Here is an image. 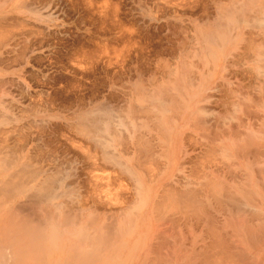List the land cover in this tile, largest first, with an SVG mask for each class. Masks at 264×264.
<instances>
[{"label":"rangeland","instance_id":"obj_1","mask_svg":"<svg viewBox=\"0 0 264 264\" xmlns=\"http://www.w3.org/2000/svg\"><path fill=\"white\" fill-rule=\"evenodd\" d=\"M260 1L12 0L13 4L24 3L26 9H19L26 11L14 10L12 14L0 15L9 19L7 28L0 31V146L6 154L22 157L24 163L28 161L30 164L32 160V169L40 168L47 174H55L57 170L58 174L62 172L57 183V197L62 195L59 207L44 208L51 221L70 232L76 224L90 225L94 231L111 223L116 228L123 227L122 217L138 218L131 227L134 233L127 237L128 247L120 255L123 264H143L144 261L154 264V248L160 242L167 247L161 254L175 253L167 264H201L192 256L203 251L209 252L210 256L214 254L211 246L216 240L209 235L211 225L222 229L231 244L235 240L232 235L235 227L239 228V234L247 236L246 225L242 224L244 220H247L245 224L249 222L257 228L255 224L264 218L261 191L264 187L256 190L261 192L260 198L259 193L250 205L242 200L235 217H230L228 212L218 211L209 186L202 184L208 180H201L200 175L215 181L218 177L224 178V188L233 192L237 189L228 182L232 177L231 169L239 182L247 178L245 187L250 185L252 191L254 181H258V186L264 185V174H261L264 170H260L264 169V62L255 66L251 63L255 54L249 52L251 44L264 43V28L260 27L258 31L253 28L254 17H258V12L264 13V0ZM240 5L244 6L243 9L249 7V10L245 9V17L237 11L241 10ZM252 11L256 15L248 18ZM220 15L225 17L222 23L216 22ZM231 15L240 17L239 25L227 24ZM247 18L253 22L252 30ZM218 24L228 25L232 37L234 32L240 34L237 31L240 29L243 41L228 49L218 68L215 64L217 70L212 73L215 75L202 78L198 72L208 74L214 66L202 61L201 56L207 47L203 41L200 57L188 61L196 68L188 66V70L196 75L195 82L198 78L199 83L203 80L201 89L194 91L187 86L182 95L169 90L163 95L167 103L166 123L147 119L144 111L148 106L140 104L137 96L148 92L160 98L161 92L155 88L169 77L174 78L169 72L176 67L182 53L200 47L196 40L198 28L204 32L213 25L210 28L213 34L227 33ZM224 66L227 68L223 73ZM186 91H191L193 96L188 108L174 113L170 105L171 94L177 93L181 99ZM207 97L210 101L203 105L202 101ZM201 105L205 108L198 120L187 115V125L180 121L185 112L189 114L192 108L197 110ZM97 117L110 119V125L113 123V129L110 127L111 132L107 135L112 137L114 134L116 143L110 137L113 142L110 150L121 164L128 167V171L106 159L101 140L106 135L86 136L83 125ZM84 120L87 124H81ZM159 123L172 128L169 140L159 132ZM253 136L261 146L256 141L250 142ZM108 137L103 141H109ZM137 137L151 142L148 148L142 146L146 153L142 152L141 146L138 149L141 152L137 150ZM248 143L250 147H247ZM225 148L228 153L223 151ZM164 152L168 160L163 156ZM256 159L261 164L255 167L257 174L255 170L250 171L254 168L252 163H257ZM169 162L174 167L170 165V175L162 177ZM179 163H184V168ZM138 183L143 186V194H140L141 185ZM169 189H192L193 194L195 190L197 197L204 200L202 206H206V214L199 212L194 216L178 204L167 203L170 198L165 199L164 195ZM20 202L16 207L20 205L18 208H23L24 214L39 218V212L28 205V200L25 204L26 201ZM159 203L163 205L157 213L155 208ZM259 210L262 216L252 220V215ZM233 217L244 229L240 223L239 226L232 223L235 221ZM93 219L95 223L91 225ZM173 220L178 222L173 224ZM8 227L4 220L0 223L1 240L6 238ZM179 240L183 245L177 248ZM229 242L226 244L230 245ZM241 244L243 246L234 242L233 245L237 247L234 246L235 249L238 246L244 251L249 249L246 242ZM229 251H232L231 247ZM186 253L188 257L182 260ZM54 257L55 261L70 263L67 243Z\"/></svg>","mask_w":264,"mask_h":264},{"label":"bare ground","instance_id":"obj_2","mask_svg":"<svg viewBox=\"0 0 264 264\" xmlns=\"http://www.w3.org/2000/svg\"><path fill=\"white\" fill-rule=\"evenodd\" d=\"M250 1L252 2V0H250ZM260 2H262V0ZM242 5H244V4H242ZM242 5H240V6H242ZM20 7L22 9H26L24 3H14L13 4L12 0H0V15H2V14L9 15L10 13L12 14V12L14 10L26 11V10L19 9ZM227 7H229V5H227ZM230 8H231V5H230ZM243 8H244V6L241 7V10H240V8L237 10L239 12V14H243V15H241V17H245L247 14L245 12L246 8L245 9H243ZM262 10H263V8H262ZM237 11H236V13H237V15H239ZM258 11H260V10H258ZM230 12H231V10H230ZM254 12H256V9ZM252 13H253V11H252ZM252 13H251V15L249 13V15L251 17H249V15H247L248 18H252V16L256 15V14L254 15V13L252 15ZM231 14H232V12H231ZM258 14L259 15H256L258 17L257 18L254 17V20H253V22H254L253 28L256 27L257 31L259 30L258 28H260V27L264 28V13L258 12ZM3 16H4V18L0 17V31H2L1 30L2 28L4 29V27L8 26L7 20H9V19H7L8 17L5 15H3ZM9 18H11V17H9ZM239 18L240 17H238V16H236V18H235L231 15L230 18H227L228 19L227 24L233 23L235 25V23H236V25H237V23L240 21ZM224 19H225V17L222 18L221 15L217 16L216 22L218 21V23H222L223 22L222 20H224ZM244 19H246V18H244ZM249 20L251 21V19H248V21ZM243 21L240 22L241 25L243 24L242 26H244V23H242ZM250 21L248 22V24L250 23L249 26H250V29L252 30L251 24H253V22H250ZM8 24L10 25V23H8ZM218 25H220L221 27H224L223 29L226 30L227 33L216 32L215 34H213L212 31H210V28L213 25L210 28H208L209 27L208 26L207 27L208 29L207 30L205 29L206 31H204L205 33L202 31H201L202 32L201 33L200 27L198 28V36H197L196 40H197V45L200 47L199 48L196 47V48H194V50H192L190 52L182 53V55L179 57L178 61L176 62V67L174 69L172 68L171 72H169L170 73L169 75L170 76L173 75L174 78L171 79V77H169V79L166 82L159 84L155 88V89L159 90V92H161L160 98L157 99L156 95H153V93L151 95L148 92L141 93L140 95L137 96L138 102L140 104L148 106V108L144 111V114L146 115L147 119H151L155 122L158 121V122L166 123L167 118L165 117V114H166L167 103H166L163 95H164V93L168 92L169 90L170 91L175 90L177 93H180L182 95L183 88L184 87L186 88L187 86L188 87L191 86L190 88H192L194 91H197L199 88L201 89V85L204 84L203 80H201L202 83L201 82L199 83V78H198V80L195 82V79H193V78H195L196 75L194 76L193 73H191V71L188 70V66H190L188 61H189V59H191L193 61V59H194L193 57H196V58L200 57V55L202 54V51H203V46L201 47L203 41L207 45V47H206V49H204L203 54L201 56L202 61L208 66L210 64H213L214 65L213 66L214 71L212 70V67H211L212 71H209L208 74H204L201 71L198 72V74H197V72L196 73L194 72L199 77L202 76V78L203 77L210 78L211 75H215V74H212L213 72H215L217 70V69H214V68H216L215 64H217V68H218L220 65V62L222 60H225V58L227 56L226 52L228 51V49L231 47L233 48L236 44L243 41L242 36H241V31H239L240 29L237 30L238 32H240V34L239 33L234 34L235 33L234 32L233 37H232V35H231L232 31L228 29V27H227L228 25L227 26H224L222 24H218ZM238 25H239V23H238ZM245 25H247V24L245 23ZM10 26H12V24ZM249 26L247 25V27H249ZM201 27L203 28L205 26H201ZM230 27H233V26H230ZM236 28H238V27H236ZM261 32L263 33V30ZM1 35H2V33H1ZM4 38L6 40V37H4ZM2 40H4V39H2ZM0 45H2V44H0ZM249 52H254V54H255L254 60L251 61V63H253L255 66L261 65L262 62H264V43L261 45L251 44L249 47ZM234 55L235 54H232V57H234ZM190 63L193 64V62H190ZM262 65H264V63ZM190 67L192 69H194L192 65ZM226 68L227 67H225V66L223 67V69H222L223 73L226 71ZM196 71H198V68ZM180 78H183V79L178 81V79H180ZM221 78L224 79V76H222ZM263 78H264V76H263ZM139 86H140V84H139ZM153 86H154V83H153ZM140 88H141V86H140ZM140 88L137 87V89H140ZM142 88H144V86ZM140 90H143V89H140ZM177 93L171 94L172 101H171L170 105H171V108H173L174 113L176 111L180 110L181 108H188V104L190 103L191 99L193 98L191 91H186V93L184 94V96L181 99H179L178 96H180V95H177ZM173 95H177V96L174 97ZM161 96H162V98H161ZM208 100L210 101L209 97L205 98L204 101H202V104L205 102H208ZM176 103L179 104L180 107H177L178 105H176ZM203 108H205V107L202 105L198 106L197 110L192 108L191 111L189 112V114L187 112H185L183 114V116H181L182 120H180V121L181 122L184 121V125H187L188 120H185V119H187L186 118L187 115H189L190 119H193L194 121L198 120L204 113ZM101 112H103V111H101ZM178 113H179V111L177 112V114ZM106 114L108 115V113H106ZM103 117H104V114H103ZM103 117H100V119ZM96 119H93V121H91V122H89L87 120L88 124L86 123L85 120L83 122H81V124H84V122H85V124H87V125H83V128H85V130H86V136L90 137L92 134L98 135L97 137H99V135H106L103 137H105V139H107V136H109L108 138L110 139L111 134L110 135H107V134H109V132H111L110 127L112 126L113 123L111 122V125H110V121H109L110 119L107 120V119L103 118V121L100 120L99 118H98V121ZM162 123H159V127H157V128L159 129V132L162 134V136L165 139L169 140L170 139V132H171L170 130L172 128L170 126L164 127V124H162ZM1 124L2 123L0 121V125ZM167 125H169V122ZM113 126H115V125H113ZM111 129H113V127H111ZM134 130L138 131V128L134 127ZM112 132H113V130H112ZM113 135L111 138L113 139V142L115 144L116 138L114 139ZM254 137L255 136H253L250 139V142L254 143V141H256V140H253ZM105 139H101V140L103 142V146H102L104 149L103 154L106 156V159L112 160L115 164L121 166L125 171H128V167L125 164H121V161L119 159H117L113 155V153L111 152L110 147L112 148V146H113L112 145L113 142L111 141L112 139H110V140L108 139L109 141L106 140L104 142L103 140H105ZM136 142H137L136 144H138V145H136L137 150L141 149V147L144 145L147 148L149 146H151V145H149V143H151V142H148V140H146L142 137H137ZM256 143H258V142L256 141ZM258 145H260V144L258 143ZM250 146H251V144L248 143L247 147H250ZM151 148H153V147H151ZM245 149L246 148H244V150ZM142 150H143L142 152L146 153L144 148ZM138 151L141 152L140 150H138ZM223 151L228 153L226 148L223 149ZM167 152H166V155L170 158V156L168 155V154H170V152H168V153ZM150 153H151V150H150ZM183 154H185V153H183ZM11 156L9 154H6V151L4 152L3 147L0 146V223L4 220L7 224H9V227L5 231L6 238L3 240H1V238H0V264H63L62 260L55 261L54 256H56L58 254V252L61 250L62 245L64 243H67V249L70 253V259H69L70 263L69 264H123L121 262L120 255L123 252V250L127 249V247H128L127 237H129L130 235H132L134 233V230L131 229V227L136 224V223L134 224V222L138 218L136 219V218H132L130 216L122 217L121 218V224L123 225V227H120V228H116V226L113 223H111L107 227L99 226V228L92 231L90 225L84 226V225H77L76 224L73 231L68 232L67 230H62L58 223L51 221L49 219V214L44 209L45 207L46 208H55L58 205V201L61 200L62 195L58 196L60 199H58V197H57V192H58L57 191V187H58L57 183L59 184L58 175H60L62 172L58 174L57 171H59V170H57V171H54V172H56L55 174H52V173L47 174V173L42 171L43 169L42 170L40 168H38L37 170H35L36 168L32 169L33 167L30 166L32 163L31 162L32 160L30 161V159H29L30 164H28V161H26L24 163L22 161L23 158L18 157V155L13 156L11 154ZM150 156H151V154H150ZM163 156H165V152H164ZM167 156H165L166 159L168 158ZM262 156H264V154ZM14 157H18V158L16 159ZM171 158L169 160H171ZM259 158H260V156H259ZM19 159H21V160H19ZM257 160L258 159H256V161ZM175 162H177V161H175ZM253 163H252V167H254V168L252 169L250 167V169H252V170H250V169L249 170L250 171L255 170V172H256L255 167H257V165L261 166V164L258 163V161H257L258 164L254 163V165H255L254 166ZM183 164H181V165H183ZM32 165H34V164L32 163ZM167 165H168L167 166L168 168L165 169V171L162 174V177H166L167 175L169 176L171 173V169H170V165H172L171 162H169ZM179 165H180V163H179ZM262 166L264 167L263 164H262ZM145 167H147V166H145ZM171 167H174V165H172ZM164 168H165V166H164ZM183 168H184V165H183ZM260 170H264V169L262 168ZM250 171H248V172H250ZM263 172L264 171H262V173H261L262 175L264 174ZM218 173H220V172H218ZM218 173H217V175L221 177L222 176V175H220L221 173L220 174H218ZM230 173H231L232 177H231V179L228 180V182L232 185V187L234 189L235 188L237 189V192L236 191L233 192L229 188H224V178L221 180L218 177L215 181L212 178L210 179L206 175L205 176L207 177V179L204 178L205 176H203V178H202L200 173H198V175H200L201 180L202 179L208 180V182H206V181L204 183H202L201 181L200 182L203 185L205 183H207L206 186H209L208 189H210V192L213 193L212 196L215 197L214 199L217 202L218 211L228 212L230 217H232V216L235 217L236 211L239 210L240 206L242 205L241 204L242 200H246L248 202V204L250 205L252 203V201L258 197L259 193H260V195H259V198H260L261 192H258L259 191L258 189H261L264 187V185H263L264 182L262 181L263 178H261L260 181H261V183L263 182V184H262L263 186L261 187V186L257 185L258 181L257 182L254 181L252 183V185H253L252 186L253 191H252L250 185L247 186L250 188L245 187L246 183H248V182H246L247 178L244 181L242 179L243 182H239V180H237L236 177L233 176V173H234L233 169L230 170ZM250 173H253L252 176L254 175V172H250ZM250 173L248 175H250ZM257 173L258 172H256V174ZM214 174H216V173H214ZM256 174H255V176H256ZM259 178H260V176H259ZM238 179H241V178H238ZM249 179L251 180V178H249ZM261 183H259V184H261ZM139 184L140 183H138L137 185H139ZM60 188L62 189V187H60ZM215 188H216V190H215ZM171 190L172 189L166 190V193L164 195L165 199L170 198V200L167 203L170 202L172 204V206H175V204H178L182 208H184L185 210H188L194 216H197L199 212H203L206 214V212H207L206 206L205 205L202 206V202L204 200H203V198L202 199L198 198L199 197L198 193L195 190H194V194H193L192 189H191L192 192H191V190H185V189H183L184 191L183 190L182 191L181 190L180 191H175V190L171 191ZM214 190L216 192H212ZM256 190H258V191H256ZM261 191H262V194L264 196V189H261ZM177 193H180V195ZM237 193L240 196H238ZM64 194L65 193H63V195ZM140 194H143V186L142 185H141V189H140ZM27 200L29 203L31 202L30 204L28 203V205H32V207H34V209H36L39 212L40 215H39L38 219L32 218V216L31 215L29 216V214L28 215L24 214V212H22L23 208H22V210H21V208L20 209L18 208V207H21L20 205L18 207H16V204L18 202L26 201V202H24V204H25V203H27ZM162 205H163V203H159L156 205L157 208H155V210L157 213L159 212L158 210H160L162 208ZM57 207H59V206H57ZM226 209H228V210H226ZM237 213H238V215L241 214L240 211H238ZM261 213L262 212L259 210V212L257 214L252 215V220H255L258 217L262 216V215H260ZM234 217H233V219L235 220L236 218H234ZM210 219L212 222L214 221V219L212 217H210ZM231 219L232 218H230V221H231ZM197 220H199V218H197ZM258 220H257V222H258ZM246 221L247 220H244L242 222L243 226L246 225V226H244L245 229L243 226H241L240 222H237L236 220L233 222L231 221V222L234 225L235 224L238 225V223H240V226L243 227L242 229L245 230V232H246L245 234L247 236H245V235L243 236L241 233L239 234V232H238L239 230H237L238 227L234 228V232L232 235L235 239L234 242L240 243V245L243 244V243L241 244V242H246L247 243L246 245H249V249H248L249 252H248V250L244 251L245 249L242 250L241 246H238L239 247L238 249H240V250L235 249L236 246L233 245L234 242L231 244L229 241H227L226 237L224 236V233L222 232V229L213 227V225H211V228H210L211 231H210L209 235L214 237V240H216L215 241L216 244L213 243L214 245L212 244L213 246H211L212 250L214 251V254L212 256H210L209 252L203 251V252H201L199 254H195L193 256L191 254V256L195 259H199V263H201V264H264V243H262V242L259 243L260 241L264 242V218L261 219V221H259L257 223L258 225L255 224L257 226V228H254L255 226H252L251 225L252 223L248 222L249 225L245 224L244 222H246ZM177 222L178 221L173 220V224L177 223ZM235 222H237V223H235ZM94 223H95V219H93V221L91 222V225H93ZM226 224H229V222H227ZM233 224H232V226L234 227ZM261 224H263V225H261ZM229 225L231 226V223ZM96 226H98V225H95L94 227H96ZM241 227H240V229H241ZM225 240L227 243L229 242L230 245L226 244ZM182 245H183L182 242L179 240L176 247L180 248ZM227 245H229L232 248V251H229L230 247H228ZM166 248L167 247L165 246V244L163 242H160L159 245L156 244V247L154 248V252L156 255V258L153 260L154 264H167L168 262H170V258L172 256H174L175 253L173 252L169 256L161 254V251H163ZM191 253H192V251H191ZM189 255H190V253H189ZM187 257H188V253H186L182 256V260H185ZM147 262L148 261H144L143 264H146Z\"/></svg>","mask_w":264,"mask_h":264}]
</instances>
